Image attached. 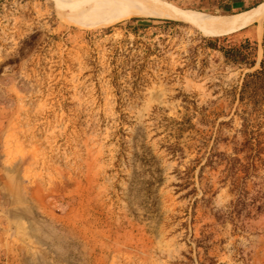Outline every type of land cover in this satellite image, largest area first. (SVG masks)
<instances>
[{
    "label": "rangeland",
    "instance_id": "1",
    "mask_svg": "<svg viewBox=\"0 0 264 264\" xmlns=\"http://www.w3.org/2000/svg\"><path fill=\"white\" fill-rule=\"evenodd\" d=\"M113 1L218 18L259 0ZM73 15L0 0V264H264V88L239 95L264 18L222 42L256 41L247 68L192 22Z\"/></svg>",
    "mask_w": 264,
    "mask_h": 264
},
{
    "label": "bare ground",
    "instance_id": "2",
    "mask_svg": "<svg viewBox=\"0 0 264 264\" xmlns=\"http://www.w3.org/2000/svg\"><path fill=\"white\" fill-rule=\"evenodd\" d=\"M66 6L74 12L73 17H68L67 23L82 27V28H97L113 24L129 15H148L160 18H168L186 22H192L198 28L202 29L207 35H219L229 33L234 30L243 29L252 23H261L264 18V4H259L256 9L246 13L230 16V17H216L196 16L191 12H177L175 10H156L151 11L150 5L145 8H137L133 11L125 8H116L113 0H90L84 2L85 5L79 4L78 8L75 2L63 0ZM66 1V2H65ZM140 1V0H130ZM80 3V2H79ZM263 3V2H262ZM75 5V7H74ZM145 6V5H144ZM257 7V6H256ZM255 8V7H254ZM162 10V11H161ZM132 17H146V16H132ZM240 31V30H239Z\"/></svg>",
    "mask_w": 264,
    "mask_h": 264
},
{
    "label": "trees",
    "instance_id": "3",
    "mask_svg": "<svg viewBox=\"0 0 264 264\" xmlns=\"http://www.w3.org/2000/svg\"><path fill=\"white\" fill-rule=\"evenodd\" d=\"M234 0H217V7L222 9L223 6H229ZM236 1V0H235ZM264 0H259L258 2L253 3L250 7L240 8L234 11L227 12L226 15H236L240 12H245L254 8V6H258L260 3H262ZM258 4V5H257ZM253 7V8H252ZM136 19H130V23L134 22ZM164 23H171L168 21H163ZM256 24H252L248 26L247 28L235 32L233 34H229L226 36L216 37L214 39H202L204 41V44L207 48L218 51L221 53L223 58L231 62L233 64H241L244 65L247 68H252L255 64V57H256V41H250L248 38H243L239 41L238 45L234 44H226L222 45V42L231 39L235 37L236 34H239L247 29H252ZM264 25V22H263ZM261 47H262V58L259 62V68L258 70H254L251 73H247L244 75L242 79V83L239 90L240 100L243 98H246L252 103V100L254 96L256 95V92L259 88H264V26H263V34H262V41H261ZM245 136V131L241 132ZM247 143H250L248 140H246ZM241 172V171H239ZM232 186L233 189H235V192L237 197L232 204V210H236V207L242 205V202L245 200V192L243 191V187L245 184V181L248 179V174H244L242 177H232ZM243 191V192H242ZM255 199H251V205L252 208L254 207ZM264 204H260L257 207L254 208V212L257 214H263L264 215Z\"/></svg>",
    "mask_w": 264,
    "mask_h": 264
},
{
    "label": "water",
    "instance_id": "4",
    "mask_svg": "<svg viewBox=\"0 0 264 264\" xmlns=\"http://www.w3.org/2000/svg\"><path fill=\"white\" fill-rule=\"evenodd\" d=\"M58 2H60L62 4V7L64 8H67L68 10H70V8L68 6H66V4L60 0H57ZM258 5V4H257ZM255 7V6H254ZM253 8V7H252ZM179 9V8H178ZM251 9V8H250ZM184 22V21H183ZM252 25V24H251ZM250 26V25H249ZM239 30V29H238ZM238 30H234V31H231L229 33H224V34H219V35H214V36H206V37H221V36H226V35H229V34H233L235 32H238Z\"/></svg>",
    "mask_w": 264,
    "mask_h": 264
},
{
    "label": "crops",
    "instance_id": "5",
    "mask_svg": "<svg viewBox=\"0 0 264 264\" xmlns=\"http://www.w3.org/2000/svg\"><path fill=\"white\" fill-rule=\"evenodd\" d=\"M256 34H257V36H258L257 29H256Z\"/></svg>",
    "mask_w": 264,
    "mask_h": 264
}]
</instances>
